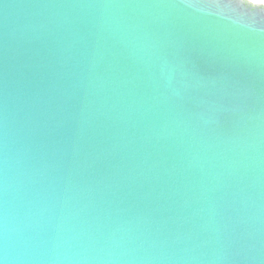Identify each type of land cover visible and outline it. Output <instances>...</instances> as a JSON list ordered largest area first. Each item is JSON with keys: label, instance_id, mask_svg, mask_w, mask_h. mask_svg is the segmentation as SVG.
Masks as SVG:
<instances>
[{"label": "water", "instance_id": "obj_1", "mask_svg": "<svg viewBox=\"0 0 264 264\" xmlns=\"http://www.w3.org/2000/svg\"><path fill=\"white\" fill-rule=\"evenodd\" d=\"M0 264H264V0H0Z\"/></svg>", "mask_w": 264, "mask_h": 264}]
</instances>
